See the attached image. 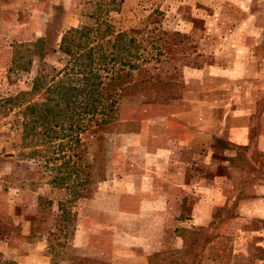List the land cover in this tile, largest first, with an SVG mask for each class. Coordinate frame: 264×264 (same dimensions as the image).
Segmentation results:
<instances>
[{
	"label": "rangeland",
	"instance_id": "1",
	"mask_svg": "<svg viewBox=\"0 0 264 264\" xmlns=\"http://www.w3.org/2000/svg\"><path fill=\"white\" fill-rule=\"evenodd\" d=\"M98 18L137 39L131 81H169L171 97L120 101L99 159L95 140L84 158L91 196L71 203L4 101L61 69L63 34ZM33 43L46 56L13 69ZM0 102L3 260L264 264V0H0Z\"/></svg>",
	"mask_w": 264,
	"mask_h": 264
},
{
	"label": "trees",
	"instance_id": "2",
	"mask_svg": "<svg viewBox=\"0 0 264 264\" xmlns=\"http://www.w3.org/2000/svg\"><path fill=\"white\" fill-rule=\"evenodd\" d=\"M113 29L98 18L94 27L66 31L59 45V53L67 58L65 65L54 69L52 76L38 72L28 92L4 101L22 111L23 139L29 150L26 157L44 159L47 165H52L55 171L52 184L65 191L71 203L91 196L92 177L83 170L93 166L84 158L91 140H95L99 159L104 133L118 122L120 101L153 93L160 100L171 97L169 81L154 80L153 76L131 81L142 66L139 48L135 46L137 39H129L124 32L116 34ZM38 46L39 43L18 46L13 69L30 71L36 53L46 56ZM59 205L64 213L63 202ZM196 236L198 233L192 238ZM194 244L196 240L186 252H191ZM0 264L14 263L3 260L0 254Z\"/></svg>",
	"mask_w": 264,
	"mask_h": 264
}]
</instances>
